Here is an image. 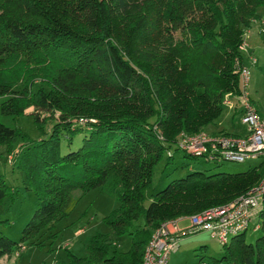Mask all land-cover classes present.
<instances>
[{"label": "trees", "instance_id": "trees-1", "mask_svg": "<svg viewBox=\"0 0 264 264\" xmlns=\"http://www.w3.org/2000/svg\"><path fill=\"white\" fill-rule=\"evenodd\" d=\"M259 6L264 0H0V113L18 117L32 107L28 114L43 132L27 140L0 122V142L26 140L11 163L38 201L19 241L0 233V257L53 227L84 193L105 187L118 202L104 219L110 233H96L86 256L68 253L61 264H141L162 221L257 185L264 159L242 172H188L144 206L163 153L168 162L176 152L200 157L177 147L179 133L205 129L226 94L238 96L245 56L238 46L260 22ZM80 133V145L62 153L61 138L71 143ZM10 191L0 174V201ZM255 214L253 242L245 240L248 225L221 244L219 257L193 264H264V195ZM123 236L130 238L126 251L117 247Z\"/></svg>", "mask_w": 264, "mask_h": 264}, {"label": "rangeland", "instance_id": "rangeland-1", "mask_svg": "<svg viewBox=\"0 0 264 264\" xmlns=\"http://www.w3.org/2000/svg\"><path fill=\"white\" fill-rule=\"evenodd\" d=\"M256 13L260 16V22L253 23L245 31L246 49L249 52L252 48L251 55L257 60L256 64L251 66L248 59H245L249 68L247 89L251 102L264 117V6H259ZM227 96L231 95L225 96L229 103L224 104L220 115L205 129L196 133L205 131L210 134L219 132L240 136L245 134V127L240 122L241 102L237 96L232 95L231 98ZM2 100L3 97H0V102ZM30 111L32 107L27 108L26 113L18 117L4 116L0 113V122L18 128L27 140H37L43 132L34 122L33 116L28 114ZM42 126L44 130L47 129L45 123ZM218 126L228 132L219 130ZM25 138L17 137L9 144L6 141L0 142V174L5 182L15 189L0 201V233L14 241H19L21 231L38 203L34 193L24 188L15 163H11L13 153L26 141ZM81 139V133L74 136L71 143L61 138V152L75 150L80 145ZM166 155L167 153H163L162 158L153 167L152 181L145 191L144 206L148 205L151 195L164 188L171 180L183 177L188 172L198 170L208 174L242 172L259 165L262 160L261 158H251L244 162L223 160L215 164L204 157L185 156L182 152H176L173 159L168 162ZM79 193V190H74L72 195L78 196ZM117 206V200L105 187L89 190L78 199L68 215L58 218L50 229H43L35 236L25 239L22 242L25 249L19 250L18 256L12 254L10 257L7 255L0 257V264H61L69 260L68 253L84 257L88 254L87 245L90 237L96 233H110V228L104 219ZM257 223V214H253L245 231L247 242H253L259 235V229L253 228ZM129 245L128 236L117 239V247L120 251H126ZM221 251V243L207 232L182 235L179 237L177 249L169 256L168 264H193L200 260L206 263L210 256L219 257Z\"/></svg>", "mask_w": 264, "mask_h": 264}, {"label": "built area", "instance_id": "built-area-1", "mask_svg": "<svg viewBox=\"0 0 264 264\" xmlns=\"http://www.w3.org/2000/svg\"><path fill=\"white\" fill-rule=\"evenodd\" d=\"M238 50L247 56L251 66L256 64V58L246 49V33H244ZM239 72L240 92L237 97L241 102L240 122L245 127L246 133L240 136L223 132L215 134L205 131L193 134L181 132L176 142L180 150L213 162L223 160L244 162L251 158L264 159V117L257 111L248 93V66L240 65ZM224 102L228 104L229 100L225 99ZM155 128L154 126L153 129ZM157 137L160 140L163 139L160 133ZM169 154L168 151L167 155ZM263 195L264 176L256 186L225 204L162 221L150 236L141 264H168L170 254L178 247L179 237L192 234L194 231L207 232L221 244L227 242L231 235L247 229L251 216L256 213ZM183 219L188 220V226L180 228L179 222ZM23 249L24 246L21 245L20 250ZM17 255L18 252L15 253V256Z\"/></svg>", "mask_w": 264, "mask_h": 264}, {"label": "crops", "instance_id": "crops-1", "mask_svg": "<svg viewBox=\"0 0 264 264\" xmlns=\"http://www.w3.org/2000/svg\"><path fill=\"white\" fill-rule=\"evenodd\" d=\"M247 38H249V35L247 36ZM250 50H252V48L250 49ZM249 50V53H251V51ZM247 58V56L245 55L244 57H243V63L244 64H246V62H245V59ZM254 106H255V104H253ZM255 108L257 109V107L255 106ZM218 129L219 130H222V131H226V132H228L226 129H224V128H222V127H219L218 126ZM246 133V132H245ZM230 134V133H229ZM179 226H180V228H185V227H187L188 226V221L186 220V219H183V220H181L180 222H179Z\"/></svg>", "mask_w": 264, "mask_h": 264}]
</instances>
